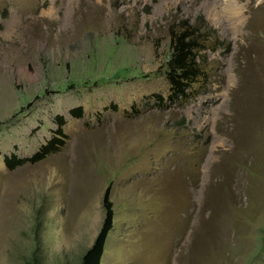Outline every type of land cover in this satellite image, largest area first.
Returning a JSON list of instances; mask_svg holds the SVG:
<instances>
[{"label":"rangeland","instance_id":"obj_1","mask_svg":"<svg viewBox=\"0 0 264 264\" xmlns=\"http://www.w3.org/2000/svg\"><path fill=\"white\" fill-rule=\"evenodd\" d=\"M183 20L214 33L171 98ZM109 185L101 264H264V0H0V264H78Z\"/></svg>","mask_w":264,"mask_h":264},{"label":"trees","instance_id":"obj_2","mask_svg":"<svg viewBox=\"0 0 264 264\" xmlns=\"http://www.w3.org/2000/svg\"><path fill=\"white\" fill-rule=\"evenodd\" d=\"M206 29L214 33L213 28L206 21L200 24L183 20L175 22L170 28L169 55L164 65L161 66V70L169 81L171 98H188L192 86L206 78V71L201 64V58H203L201 52L209 48L207 42L210 32ZM73 86H75V82H72L69 88ZM81 112L82 109L77 108L73 109L71 114L81 116ZM54 122L57 124L54 135L42 146L39 153L32 157L33 162L41 161L49 155L58 153L66 145L68 136L63 130L66 124L64 116L58 115ZM5 159L10 168H15L29 161L28 158L18 159L16 155L6 156ZM110 189L111 186L109 185L104 195L105 216L101 228L94 242L84 252L78 264H101L115 220L114 202L110 197Z\"/></svg>","mask_w":264,"mask_h":264},{"label":"bare ground","instance_id":"obj_3","mask_svg":"<svg viewBox=\"0 0 264 264\" xmlns=\"http://www.w3.org/2000/svg\"><path fill=\"white\" fill-rule=\"evenodd\" d=\"M232 6H233V5H232ZM238 10H239V9H238ZM223 12H224V11H223ZM226 12L228 13V16L230 15L229 17H231L234 21H237V20L241 17V14H240L239 12L235 11V10L232 11L231 9H228ZM232 12H233V14H232ZM222 16H223V15H222ZM224 17H225V16H224ZM223 19H224V18H223ZM240 19H241V18H240ZM240 19H239V20H240ZM239 20H238V21H239ZM238 21H237V22H238Z\"/></svg>","mask_w":264,"mask_h":264}]
</instances>
